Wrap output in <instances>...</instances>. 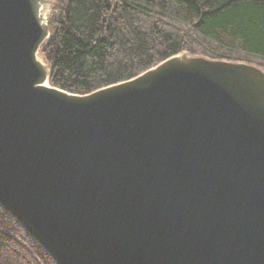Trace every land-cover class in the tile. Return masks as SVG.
<instances>
[{
	"label": "water",
	"instance_id": "1",
	"mask_svg": "<svg viewBox=\"0 0 264 264\" xmlns=\"http://www.w3.org/2000/svg\"><path fill=\"white\" fill-rule=\"evenodd\" d=\"M57 0H0V205L56 264H264V70L181 51L52 86Z\"/></svg>",
	"mask_w": 264,
	"mask_h": 264
},
{
	"label": "trees",
	"instance_id": "2",
	"mask_svg": "<svg viewBox=\"0 0 264 264\" xmlns=\"http://www.w3.org/2000/svg\"><path fill=\"white\" fill-rule=\"evenodd\" d=\"M54 10L41 50L50 84L72 93L131 79L181 51L264 70V0H57ZM26 237L0 205V264H46Z\"/></svg>",
	"mask_w": 264,
	"mask_h": 264
},
{
	"label": "rangeland",
	"instance_id": "3",
	"mask_svg": "<svg viewBox=\"0 0 264 264\" xmlns=\"http://www.w3.org/2000/svg\"><path fill=\"white\" fill-rule=\"evenodd\" d=\"M25 235V233H24ZM27 240L29 239L28 237H26ZM31 237V241L30 239L28 240V242H30L31 246H33V249L39 254V256L44 260V262L46 264H56V262L53 260V258L47 253V251L41 247V245L39 243H37L35 240ZM22 246V245H21ZM24 247V246H23Z\"/></svg>",
	"mask_w": 264,
	"mask_h": 264
}]
</instances>
